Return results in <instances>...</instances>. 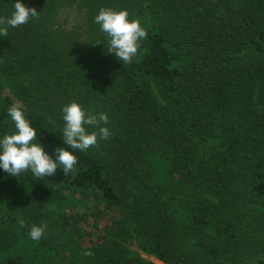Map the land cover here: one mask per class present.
I'll return each mask as SVG.
<instances>
[{
	"label": "trees",
	"instance_id": "16d2710c",
	"mask_svg": "<svg viewBox=\"0 0 264 264\" xmlns=\"http://www.w3.org/2000/svg\"><path fill=\"white\" fill-rule=\"evenodd\" d=\"M21 3L38 14L0 36V136L17 104L54 156L72 101L107 113L111 135L67 175L0 171V264H264V0ZM71 7L80 24L59 28ZM101 7L146 29L131 63L97 43ZM75 191L119 217L88 246Z\"/></svg>",
	"mask_w": 264,
	"mask_h": 264
},
{
	"label": "clouds",
	"instance_id": "9594fccd",
	"mask_svg": "<svg viewBox=\"0 0 264 264\" xmlns=\"http://www.w3.org/2000/svg\"><path fill=\"white\" fill-rule=\"evenodd\" d=\"M13 11L8 17L0 16V36H6L9 27L15 28L27 24L38 12L21 0H12ZM104 36V41L97 42L107 45V52L113 54L124 64L131 63L137 55L140 41L147 38V31L138 19L129 18L127 10H115L101 7L93 17ZM63 120V145L57 147L55 155L49 154L42 143L36 142L37 130L26 118L21 106L13 104L7 115L14 125V131L0 136V171L17 177L22 172L30 171L34 177L54 176L57 169L69 174L78 164L77 152H84L95 146L98 139L107 140L110 129L107 113L86 111L78 102L72 101L61 106ZM95 129V130H91ZM24 227V221H19ZM47 225L33 224L28 236L39 241L44 235Z\"/></svg>",
	"mask_w": 264,
	"mask_h": 264
},
{
	"label": "rangeland",
	"instance_id": "374dc122",
	"mask_svg": "<svg viewBox=\"0 0 264 264\" xmlns=\"http://www.w3.org/2000/svg\"><path fill=\"white\" fill-rule=\"evenodd\" d=\"M81 18L79 12L75 9L65 8L62 10L59 15V28H64L65 30H73V27L77 28V25L80 24ZM9 92L7 88L5 90ZM5 91H3L5 93ZM72 196V202L81 201V205L83 204L85 209L88 211V221L80 226V234H82L83 239L81 243L83 246H88L90 243L95 240L99 234V232L103 231L106 227L110 229L112 225H114L115 219L119 220V217L110 213L108 209L103 206H95L94 203L88 198L86 191H75ZM211 198V197H210ZM119 227V225H118ZM119 231V230H118ZM67 233H70L68 230ZM90 241V242H89ZM144 258L152 260L155 264H162V262L154 259L152 256L141 254ZM57 264H63V255L56 256L54 260ZM42 264H46L42 263Z\"/></svg>",
	"mask_w": 264,
	"mask_h": 264
}]
</instances>
